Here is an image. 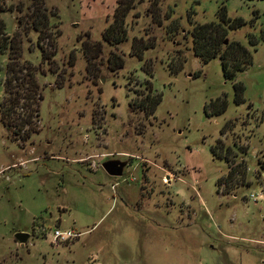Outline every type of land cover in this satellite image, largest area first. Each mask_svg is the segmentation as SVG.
<instances>
[{
  "label": "rangeland",
  "instance_id": "374dc122",
  "mask_svg": "<svg viewBox=\"0 0 264 264\" xmlns=\"http://www.w3.org/2000/svg\"><path fill=\"white\" fill-rule=\"evenodd\" d=\"M43 2L59 30L53 62L41 60L32 31L20 50L42 94L35 132L21 139L0 123V264H264V40L255 50L247 42L264 28V0H134L126 39L115 45L101 32L116 0ZM220 5L246 21L226 39L252 54L232 79L218 56L203 63L191 49V22L218 21ZM15 16L0 11L8 35ZM134 36L154 44L141 59L129 54ZM86 39L102 44L90 72ZM111 51L123 58L115 72L106 66ZM6 61L0 51V101ZM145 80L160 95L149 117L128 106ZM232 82L243 86L240 103ZM218 97L226 108L211 113ZM109 159L126 163L120 176L102 169ZM54 229L78 236L54 242Z\"/></svg>",
  "mask_w": 264,
  "mask_h": 264
},
{
  "label": "trees",
  "instance_id": "16d2710c",
  "mask_svg": "<svg viewBox=\"0 0 264 264\" xmlns=\"http://www.w3.org/2000/svg\"><path fill=\"white\" fill-rule=\"evenodd\" d=\"M153 5L154 3L152 2L151 6ZM133 6L134 0H116L112 21L101 32L103 42L108 45H115L126 39L124 20ZM4 10L17 12V16H15L17 30L12 35L6 34L4 23L0 18V51L7 53L3 80L4 96L0 101V123L10 130L14 137L19 136L21 139H25L34 131L33 126L39 120V102L42 99V94L35 79L36 69L28 61L20 59L22 38L26 37L29 31L34 32L36 34L35 45L39 50L40 58L49 65L53 62L55 42L59 35V30L58 26L50 21L55 16V12L48 10L43 0H30L29 5L23 10L19 6L15 9L0 7V11ZM216 16L218 21L191 22L192 28L189 31L191 49L193 54L203 63L218 56L223 77L232 79L237 71L251 64L252 54L240 42L228 41L226 39L227 30L237 29L244 25L246 21L239 16H227L224 5L218 7ZM256 17L257 12L253 11V17L249 20L250 25H253ZM260 40H264V28L260 30L258 37L253 33L247 34V42L253 50H255V46ZM153 46V42L149 43L142 37L134 36L131 39L129 54L141 59L142 52ZM80 50L86 63L85 72H90L93 60L101 55L102 44L100 41L86 39L81 42ZM73 61V53H70L68 63L72 66ZM150 64V61L148 63L144 61L142 66L143 71L148 75H151ZM122 65L123 58L120 54L113 51L108 53L106 66L109 71L115 72ZM180 66L177 69L170 67L171 73H176ZM53 74L55 75V72ZM56 83L59 84L60 82L56 80ZM232 91L233 101L240 103L243 100L242 84L240 82H232ZM159 102L160 95L152 90L150 81L145 80L143 91L138 94L137 98L130 100L128 106L132 110L139 111L144 116L149 117L153 115ZM211 104L210 112L216 114L224 111L227 103L224 97H218ZM205 112L207 114L210 113L207 110ZM223 130L224 128L221 129L220 133ZM216 144L217 142L210 147V151L213 155L218 156L215 151ZM261 168H264V165ZM231 171H233L232 167Z\"/></svg>",
  "mask_w": 264,
  "mask_h": 264
},
{
  "label": "water",
  "instance_id": "95a60500",
  "mask_svg": "<svg viewBox=\"0 0 264 264\" xmlns=\"http://www.w3.org/2000/svg\"><path fill=\"white\" fill-rule=\"evenodd\" d=\"M226 43V41H224ZM125 162L118 159H109L101 164L102 169L110 176H120L122 174V169L125 166ZM28 235L22 232H18L14 235V238L23 243L26 241Z\"/></svg>",
  "mask_w": 264,
  "mask_h": 264
},
{
  "label": "built area",
  "instance_id": "2783aa9c",
  "mask_svg": "<svg viewBox=\"0 0 264 264\" xmlns=\"http://www.w3.org/2000/svg\"><path fill=\"white\" fill-rule=\"evenodd\" d=\"M258 196L262 197V194L259 193ZM76 236H78V234L74 233L71 230L54 229L53 233H52V238H53L54 242H56V241H65V240H67V239H69L71 237H76Z\"/></svg>",
  "mask_w": 264,
  "mask_h": 264
}]
</instances>
